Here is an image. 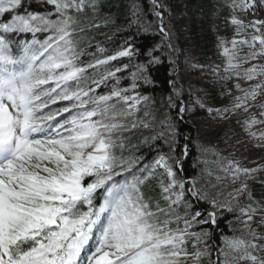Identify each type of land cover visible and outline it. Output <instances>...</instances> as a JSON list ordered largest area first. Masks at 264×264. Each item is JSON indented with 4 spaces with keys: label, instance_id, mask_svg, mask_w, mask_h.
Instances as JSON below:
<instances>
[{
    "label": "snow or ice",
    "instance_id": "1",
    "mask_svg": "<svg viewBox=\"0 0 264 264\" xmlns=\"http://www.w3.org/2000/svg\"><path fill=\"white\" fill-rule=\"evenodd\" d=\"M38 2L51 5L52 10L34 12L29 10L28 0H0V264H187L189 258L193 264H201L202 257L211 255L206 245L199 248L209 234L189 229L194 223L215 224L216 213L198 220L201 213L193 212L189 219L187 212L183 217L178 215L173 205L184 203L190 209L186 192L197 199H207V194L196 190L195 180H184L177 157L160 154L152 165L137 167L135 159L123 156V132L130 130L123 121L148 97L128 95L126 88H114L109 95H93L95 90L84 86L88 68L131 57V47L82 66L77 62L74 34L78 29L83 31L79 16L85 9L96 10L95 0ZM236 6L235 2L230 5ZM240 7L246 11L247 0H241ZM231 24L236 35H241L243 21L233 16ZM38 33L48 35L39 40ZM28 34L31 40L21 38ZM228 43L231 47L226 46ZM257 43L258 50L239 57L242 46L256 49ZM219 46L227 58L225 72L264 58V34L254 35L251 41L221 39ZM156 51H147V64L137 66L139 75L133 73L132 90L138 87L137 79L151 83L146 73L148 66L159 63ZM120 71H109L104 79ZM234 75L255 80L264 76V64L245 69L243 75L235 71ZM93 83L99 86L98 81ZM257 88L264 91V82L251 91L241 89L244 96L235 98L238 102L234 108L243 107L249 97L254 99ZM168 99L172 106V97ZM61 101L68 103L58 109L50 107ZM183 111L181 106L179 112ZM64 113L69 115L57 120ZM246 123L251 128L264 121L253 118ZM137 126L131 123V128ZM167 134L174 138L171 124ZM158 135L163 137L165 132ZM157 169L162 170L159 199L144 189ZM235 172L249 174L248 169L238 166ZM186 183L192 186L186 189ZM246 189L244 184L237 192ZM160 199L166 207H161ZM210 203L214 208L221 206L214 199ZM240 211L251 220L249 212L256 209L249 206ZM181 222L183 228L179 227ZM250 235L252 240L226 237L211 264H264V256L256 254L264 253V244L254 242L264 237H257L254 231ZM189 242L192 252L188 251ZM82 253H87L83 261Z\"/></svg>",
    "mask_w": 264,
    "mask_h": 264
},
{
    "label": "rangeland",
    "instance_id": "2",
    "mask_svg": "<svg viewBox=\"0 0 264 264\" xmlns=\"http://www.w3.org/2000/svg\"><path fill=\"white\" fill-rule=\"evenodd\" d=\"M151 1L153 2V0ZM156 1L158 2V0ZM95 2V11L88 7L86 10L89 11V14L79 17L82 21L83 31L78 29L74 34L76 51L79 54L77 62L82 66L95 64L97 60H105L127 47H131L134 54L131 57H118L107 64H102L99 68H89L86 76L87 80L92 83L91 88L95 90L92 94L98 95L100 88L108 94L114 88H126L129 89V92L126 93L128 95L139 94L148 97L145 93L139 92L137 88L131 89L133 73L139 75L137 66L147 64L148 58L144 59L140 56V53L130 43L129 37L131 36L128 34L131 29L161 32L162 39L153 47L157 48L154 55L159 59L163 55H168L175 64V79L172 82V94L170 95L181 101L180 107H184L181 114L186 111L192 116V124L198 132L197 135H195L196 132L192 133L194 135L193 145L197 149L195 165L197 172L190 181L195 180L196 190L206 193L208 197L207 199H197L186 192V200L191 203L192 208L186 209L184 203L173 205V208L182 217L187 212L190 219L191 213L197 212V209L193 208L194 202H192L191 196L196 202L210 203L214 199L218 205H221L220 208L228 210L231 207L232 211H235L234 218L229 224V232L221 235L220 242L214 241L210 237V233L206 231L209 235L204 237L205 243L200 244L199 248L203 249L206 245L211 255L202 257L201 264H211L216 261L219 250L224 247L226 237L252 240L250 232L253 231L257 237H264V222H262L264 221V138H261V133L264 132V123L254 124L251 128L246 123L253 118L257 121H264V115H261V112H264V91L257 88V95L254 99L249 97L243 101V107L234 108V104L238 102L235 98L244 96L241 89L251 91L255 85L264 82V76L249 81L238 78L234 72L238 71L243 75L245 69L253 65L264 64V58L242 63L240 68L225 72L227 58L219 46L221 39L226 42L233 39L251 41L254 35L264 34V24L256 23L257 21L264 22V0H247L249 7L246 11L241 10V0H214L218 10L210 15L199 10L193 0H181L180 6L177 3L168 2L156 7L153 3L150 12L139 8V6L134 9L133 6L128 9L129 27L127 28L122 26L124 21L122 15L120 16L117 11L105 10L102 0H95ZM233 2L237 5L235 8L230 7ZM226 7H229L231 12L228 19L220 14L221 12L219 13ZM157 12L161 13V16L158 17ZM41 13H45V11ZM233 16L243 21L244 27L239 36L236 35L235 26L231 24ZM250 25H255V27ZM162 27L163 32L161 31ZM257 29L260 31L257 32ZM208 31L215 34V41L206 49ZM165 32L167 37H165ZM47 35V33H38L36 39L43 40ZM23 38L32 39V37L26 38L25 36ZM226 46L231 47V44L228 43ZM98 48L102 50L97 53ZM258 49V43L256 49L242 46L239 50V57ZM117 68H120L121 71L116 72L114 77L104 79L103 73L115 72ZM146 75L151 80L149 70ZM93 80L98 81L99 86L93 83ZM136 83L138 87L149 85L141 79H137ZM237 84L239 88H237ZM170 95L166 97L167 101H169ZM217 96L225 101L218 103ZM67 103L61 101L50 107L58 109ZM112 103H115V99ZM121 104H117V107L119 108ZM168 104L170 105V103ZM200 104H203V107ZM156 107L155 101L148 97L147 101H141L138 105V111H134L132 116L123 121L130 128L129 131L123 133L126 138L125 149L130 153L133 152V155L136 153L131 158L137 161V167L152 165L160 154L177 157L182 165L186 156L181 157L175 151V145L178 143L175 121L172 116H167L166 119L159 121ZM226 109L228 111H225ZM68 115V113H64L63 116H58L57 120H62ZM133 122L138 125L136 128H131ZM144 123L149 126L144 127ZM169 124L174 126V138L167 134ZM161 132H165V136L160 137L158 134ZM252 133L256 135L253 136ZM153 137L157 138L153 139ZM159 150L160 152L153 159L150 152ZM237 166L240 169H248L249 174L236 173ZM161 171V169H157V175L150 179H155L158 183ZM180 175L183 177L182 172ZM116 179L119 180L121 177H116ZM184 180L188 181L186 178ZM244 184H247V189L237 192V189H241ZM191 186V183L189 185L186 183V189ZM97 195L99 196V192ZM160 204L161 207H166V202L163 199H160ZM249 206L256 209L254 213L249 212L252 215L251 220H248V216L240 211L241 208L247 210ZM172 227L175 228L177 225L173 224ZM179 227H184L183 222L179 224ZM254 242L264 244V239H257ZM188 251H193L191 242L188 244ZM256 254L264 256V253L257 252ZM83 259L84 257H82V261ZM187 264H193L191 258Z\"/></svg>",
    "mask_w": 264,
    "mask_h": 264
},
{
    "label": "trees",
    "instance_id": "3",
    "mask_svg": "<svg viewBox=\"0 0 264 264\" xmlns=\"http://www.w3.org/2000/svg\"><path fill=\"white\" fill-rule=\"evenodd\" d=\"M194 3L197 5V8L199 10L205 12V14L210 15L213 12L217 11V6L214 0H193ZM168 2H174L179 5L181 0H158V2L155 4L161 5L163 3ZM28 3L30 5L31 11H40V12H48L52 10L51 5H45L38 2V0H28ZM103 7L105 10H109L111 12L117 11L120 16L124 18V21L122 23V26L124 28L129 27V8H132L134 6L144 9L145 11L152 10L153 8V2L151 0H102ZM180 6V5H179ZM221 12V13H220ZM220 14H222L226 19L230 16V8L226 7L223 11H219ZM89 14V11L85 9V12L81 14L79 17H83L84 15ZM206 15V16H207ZM119 16V17H120ZM118 17V18H119ZM123 20V19H122ZM128 35L130 43L133 44L134 48L140 53V56L145 59L146 55L145 53L149 51L151 48L156 46L158 42L162 39L163 34L161 32H150V31H141V30H129ZM105 34V33H104ZM207 41L205 43V48L208 49L215 41V34L213 32L208 31L207 34ZM24 37V36H23ZM21 37V38H23ZM26 38H30L31 34H28L25 36ZM102 49H97V53L101 52ZM97 68L101 67V65H97ZM89 68L87 69V71ZM149 74L151 77V83L147 86L141 85L137 87V90L139 92L145 93L149 98L153 99L157 105V114L159 121L166 119L167 116L173 117L175 121L176 126V135H177V145H175V151L178 152L179 156L183 157L186 156V160L182 163V175L184 178L188 179V182H190V179L195 176L197 169L195 167L196 165V158H197V152L196 147L193 145V138L194 135L192 133L196 132V129L194 128L192 124V116L189 113L181 114L179 112V107L181 104V101L177 98H173L170 94H172V82L174 78V71H175V64L168 55H163L162 58L159 59V63H154L150 66H148ZM108 74V73H107ZM107 74L103 73V76L106 77ZM92 83H90L88 80L85 82V87H91ZM98 95H109L106 93L105 90L102 88L99 89ZM170 95L172 97L171 105L168 103L169 101L166 100V97ZM218 103H221L225 101V99L220 98L217 96ZM166 112V113H164ZM124 133V132H123ZM198 132L195 133L197 135ZM159 138V137H158ZM157 141H159L157 139ZM180 145V146H179ZM184 146H187V154H184ZM179 150V151H178ZM159 151H151V157L154 159ZM117 156H119L120 150L118 149L116 152ZM133 152L130 153L126 149L123 151V156L125 158H131L133 156ZM180 157V158H181ZM126 175V174H125ZM120 178V177H119ZM188 185L190 183H187ZM144 189L146 192L150 193L152 196L158 198L159 194V187L158 183L155 179H149L145 182ZM192 202H194L193 208L197 209V212L201 213V216L197 219H208V213L210 211H215L216 213V223H194L193 226L189 229L190 232L200 230L202 232H209L210 237L216 242H220V237L222 234L229 232V224L230 221L234 218L235 211H228L227 209L223 208H214L212 204L205 202V201H197L190 196ZM98 202V201H97Z\"/></svg>",
    "mask_w": 264,
    "mask_h": 264
},
{
    "label": "bare ground",
    "instance_id": "4",
    "mask_svg": "<svg viewBox=\"0 0 264 264\" xmlns=\"http://www.w3.org/2000/svg\"><path fill=\"white\" fill-rule=\"evenodd\" d=\"M154 3V2H153ZM157 3V1L154 3V4H156Z\"/></svg>",
    "mask_w": 264,
    "mask_h": 264
},
{
    "label": "water",
    "instance_id": "5",
    "mask_svg": "<svg viewBox=\"0 0 264 264\" xmlns=\"http://www.w3.org/2000/svg\"><path fill=\"white\" fill-rule=\"evenodd\" d=\"M155 2H156V0H155Z\"/></svg>",
    "mask_w": 264,
    "mask_h": 264
}]
</instances>
